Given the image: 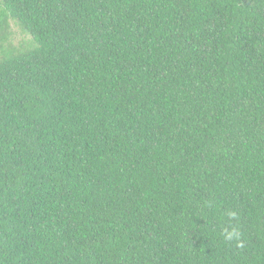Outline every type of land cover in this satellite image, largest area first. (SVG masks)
Returning a JSON list of instances; mask_svg holds the SVG:
<instances>
[{
	"label": "trees",
	"instance_id": "16d2710c",
	"mask_svg": "<svg viewBox=\"0 0 264 264\" xmlns=\"http://www.w3.org/2000/svg\"><path fill=\"white\" fill-rule=\"evenodd\" d=\"M0 264H264V0H0Z\"/></svg>",
	"mask_w": 264,
	"mask_h": 264
},
{
	"label": "rangeland",
	"instance_id": "374dc122",
	"mask_svg": "<svg viewBox=\"0 0 264 264\" xmlns=\"http://www.w3.org/2000/svg\"><path fill=\"white\" fill-rule=\"evenodd\" d=\"M17 31H18V32L16 33V37H17V38H16V41H18V39H21L22 36H23V35L19 32L18 28H17Z\"/></svg>",
	"mask_w": 264,
	"mask_h": 264
},
{
	"label": "clouds",
	"instance_id": "9594fccd",
	"mask_svg": "<svg viewBox=\"0 0 264 264\" xmlns=\"http://www.w3.org/2000/svg\"><path fill=\"white\" fill-rule=\"evenodd\" d=\"M228 238H231V235H229V237Z\"/></svg>",
	"mask_w": 264,
	"mask_h": 264
}]
</instances>
